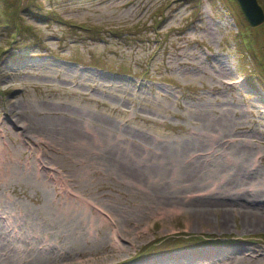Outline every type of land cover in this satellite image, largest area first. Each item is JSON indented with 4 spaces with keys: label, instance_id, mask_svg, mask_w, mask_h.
I'll return each mask as SVG.
<instances>
[{
    "label": "rangeland",
    "instance_id": "obj_1",
    "mask_svg": "<svg viewBox=\"0 0 264 264\" xmlns=\"http://www.w3.org/2000/svg\"><path fill=\"white\" fill-rule=\"evenodd\" d=\"M228 1L19 0L32 36L0 2V264H264V227L203 189L264 190V21ZM194 140L215 164L184 193L147 162Z\"/></svg>",
    "mask_w": 264,
    "mask_h": 264
},
{
    "label": "bare ground",
    "instance_id": "obj_2",
    "mask_svg": "<svg viewBox=\"0 0 264 264\" xmlns=\"http://www.w3.org/2000/svg\"><path fill=\"white\" fill-rule=\"evenodd\" d=\"M85 97V96H84ZM88 118V117H87ZM86 118V119H87ZM93 120V119H92ZM212 122V121H211ZM205 124V123H204ZM220 125H222V123H220V124H218L217 126H220ZM204 126V125H203ZM211 127V126H210ZM28 128H30V127H28ZM33 129V128H32ZM36 129V128H35ZM75 131V130H74ZM76 132V131H75ZM233 139V138H232ZM172 143V142H171ZM172 145V144H171ZM169 146H170V144H169ZM174 146V145H173ZM178 146V145H177ZM176 146V147H177ZM181 146V147H180ZM202 146V145H201ZM201 146H199L198 145V143H197V140H194V141H192V142H188V146H182L181 144H179V148H180V150H179V152L181 153V152H183L184 154H183V158L181 159V161H179V158L177 159V160H170V161H168V160H166L165 159V157L166 156H164L163 157V155H162V153L161 152H156L155 151V153L153 152V155H154V157H152V160H150V158H148V162H147V165L148 166H151V165H156V166H158V165H162L164 168L165 167H168L169 169L168 170H170V168H171V170L169 171V175L168 176H170V175H172V176H170V178L174 181V182H176L177 183V188H179V190L181 191V189H182V187H184V189H182V191L184 190V193H186V192H190V191H186V190H188V189H186L185 190V188L186 187H190V186H198V185H200V188H201V186H203V180H202V175H204V172H203V170L204 169H207V172L206 173H209V166H212L213 164H215V163H212V164H209L210 163V160H211V158L213 157V154H212V157L211 158H208L207 156L209 155V154H205V152H204V154H202L201 152V157H199L198 155H196V153L198 152H194V151H196V150H198ZM233 146V145H232ZM174 148V147H173ZM155 149H156V147H155ZM176 149V148H175ZM174 149V150H175ZM173 150V149H172ZM160 151H161V149H160ZM168 152V151H167ZM241 153L240 155H242L243 153L241 152V150H237V153ZM173 153V152H172ZM171 153V154H172ZM175 154V153H174ZM182 154V153H181ZM197 154H199V152L197 153ZM245 154V153H244ZM248 153H246V155H247ZM168 155V154H167ZM258 155V154H257ZM169 156V155H168ZM174 156V155H173ZM176 156V155H175ZM174 156V157H175ZM177 156H179V155H177ZM181 156V155H180ZM179 156V157H180ZM241 157V156H240ZM166 158H168V157H166ZM181 158V157H180ZM160 159H161V161H160ZM250 159V158H249ZM159 160V161H158ZM152 161V162H151ZM252 161V160H251ZM149 162H151L150 163V165L148 164ZM204 163L206 164V163H208V164H206V165H204ZM230 163V162H229ZM254 163V162H253ZM233 164H234V162H233ZM241 165V164H240ZM161 166V167H162ZM235 166H236V164H235ZM257 166V165H256ZM153 167V166H152ZM241 167V166H240ZM250 168H251V171H253V169H256V167L254 168L253 167V165H252V163H251V165H250ZM156 169H158V168H156ZM160 169V168H159ZM161 170L163 171V169L161 168ZM183 170H188V174H186V175H183V176H181V174H183L182 173V171ZM160 172V174L162 173L163 175H164V173L163 172ZM165 172V171H164ZM165 175H167V174H165ZM153 176V175H152ZM152 176H151V178H152ZM157 177V176H156ZM163 177V176H162ZM165 177V176H164ZM167 177V176H166ZM237 178H239V176H236V175H229V174H225V178H223V180L222 181H215V182H213V183H209V185H206V188H203V189H205V191H204V194L205 195H216V194H218V190L219 191H223V190H227V194H228V199H226L225 201H224V204H227V206H228V208H229V211H227V212H231V213H233L234 214V212L232 211V210H236L237 212H236V214H238L239 215V217L241 218V220H242V224H244V225H247V227H249L250 226V228L251 227H253L254 229H256V228H263L264 227V199H263V201H260V202H258V201H256V200H259L260 198H258L257 196H255V192H261L262 193V195L264 196V190H262L261 189V191L259 190H256L257 188H259L258 186H254V189L252 188L251 190H249V191H247V187L249 186V184L250 185H253V183H251V182H247V180H245V177H243L242 178V176L240 177V182H239V184L238 185H233L234 183H235V181H236V179ZM53 179V178H52ZM55 179V178H54ZM154 179V178H153ZM156 179V178H155ZM158 179V178H157ZM168 179V178H167ZM159 180H160V178H159ZM162 180V179H161ZM160 180V181H161ZM169 180V179H168ZM251 180H253V178H251ZM59 181V180H58ZM68 181V180H67ZM171 181V180H170ZM61 182V181H60ZM163 182V181H162ZM168 182V181H167ZM164 183V182H163ZM166 183V182H165ZM164 183V184H165ZM246 183H249L247 186H246V188H245V184ZM162 184V183H161ZM64 185V184H63ZM257 185V184H256ZM260 185H261V183H260ZM60 186H61V184H60ZM68 186V185H67ZM233 186V187H232ZM191 187V188H192ZM250 188V187H249ZM193 189V188H192ZM68 190V189H67ZM66 190V191H67ZM179 190H177V189H172V190H170V191H167L166 192V194H165V196H166V199L167 200H171V201H174L173 199H181V197L180 196H178L179 194H178V191ZM63 191H64V189H63ZM186 191V192H185ZM200 191H203V190H200ZM200 191H195L196 193L197 192H200ZM230 191H232L233 193V197H231V193H230ZM183 193V194H184ZM190 193H192V192H190ZM189 195V194H188ZM250 196L252 199L250 200V199H246V197L245 196ZM181 196H182V194H181ZM192 196V195H191ZM255 196V197H254ZM194 197V196H193ZM189 198V197H188ZM195 198V197H194ZM193 199V198H192ZM182 200V199H181ZM169 202V201H168ZM175 202V201H174ZM250 203H254V204H250ZM210 207L212 208V206L209 204V203H207V202H205L204 204H200V205H196L195 207H194V209H193V212L195 211V213H199V214H202V215H204L205 213H207L206 211H208V210H210ZM204 209V210H203ZM226 212H224V214H225ZM10 214V213H9ZM223 214V215H224ZM243 214V215H242ZM6 219V218H5ZM7 220V219H6ZM10 221V220H9ZM226 221V216L224 215L223 217H222V222H221V225L222 226H225V222ZM8 222V221H7ZM11 223V222H10ZM9 224V223H8ZM7 225V224H6ZM9 226H11V224L10 225H8V227ZM1 227V226H0ZM12 227V226H11ZM4 228H7V227H4ZM10 228V227H9ZM9 228H7V229H9ZM15 228V227H14ZM252 228V229H253ZM12 229H13V227H12ZM3 230V229H2ZM14 230V229H13ZM13 230H11L12 232H13ZM7 231V230H6ZM0 234H1V232H0ZM2 234H4V233H2ZM23 237V236H22ZM21 238V237H20ZM24 239H26V238H24ZM29 239V238H28ZM5 241V240H4ZM16 241V240H15ZM20 241V240H19ZM18 241V242H19ZM27 241V240H26ZM32 241V240H31ZM119 241H120V239H119ZM6 242V241H5ZM29 242V241H28ZM2 243V242H1ZM121 243V242H120ZM119 243V244H120ZM2 245V244H1ZM9 246V245H8ZM11 246V245H10ZM3 247V246H2ZM1 246H0V249H1V251L4 249V248H2ZM6 247V246H5ZM116 247V246H115ZM8 248V247H7ZM7 248H5V249H7ZM16 248H17V246H16ZM14 249V248H13ZM12 250V249H11ZM43 250H44V248H43ZM42 250V251H43ZM1 251H0V255H1ZM246 251V250H245ZM6 252V251H5ZM11 252H13V251H11ZM15 252V251H14ZM9 253V252H8ZM44 253V252H43ZM246 253V252H245ZM253 253H254V251L253 250H251V251H248L246 254H244V252H241L240 253V255H242V257L240 256H237V257H233L232 258V260H234V261H237V260H239V261H241V260H243V259H253V258H255V256L253 255ZM12 253H10V255H11ZM45 254V253H44ZM37 255V254H36ZM40 255H42V254H40ZM258 255V254H257ZM13 256H15V255H13ZM4 257V256H3ZM24 257V256H23ZM37 257V256H36ZM39 257V256H38ZM26 258V257H25ZM29 258V257H28ZM241 260H240V259ZM2 259H4V258H2ZM38 259V258H37ZM40 259V258H39ZM38 259V260H39ZM43 259V258H42ZM45 259V258H44ZM44 261V260H43ZM28 262V261H27ZM31 262H33V260L31 261ZM39 262V261H38ZM30 264V263H29ZM33 264V263H32ZM234 264V263H233Z\"/></svg>",
    "mask_w": 264,
    "mask_h": 264
},
{
    "label": "trees",
    "instance_id": "obj_3",
    "mask_svg": "<svg viewBox=\"0 0 264 264\" xmlns=\"http://www.w3.org/2000/svg\"><path fill=\"white\" fill-rule=\"evenodd\" d=\"M229 1L234 2V0H229ZM0 2L3 3L1 13H2L3 19L5 20V21H3V24H4V27L2 28L3 31L6 34L9 33L11 35H12V33H15L14 36H18V35H21V36L22 35H27V36L31 35L32 36V33L30 31L31 30L30 27L28 25H26L23 22V20H21V17L19 16V12H17L18 10H16L17 8L15 6L19 3V0H0ZM235 3H236V1H235ZM236 5H237V3H236ZM21 10L28 11V8L26 6H23ZM237 14H240V11H239V13L237 12ZM237 14L235 13V15H237ZM240 18L243 20L241 14H240ZM244 48L247 49L248 47L244 46ZM239 49H238V47H236L235 52H238ZM238 54H239V52H238ZM262 71L263 72L260 74L255 73L254 79H255V81H257L260 84L261 88L264 89V70H262ZM248 77H250L249 74H248ZM195 239H196V237H195ZM190 240H192V239H190Z\"/></svg>",
    "mask_w": 264,
    "mask_h": 264
},
{
    "label": "water",
    "instance_id": "obj_4",
    "mask_svg": "<svg viewBox=\"0 0 264 264\" xmlns=\"http://www.w3.org/2000/svg\"><path fill=\"white\" fill-rule=\"evenodd\" d=\"M237 3L238 10L241 12L244 21L250 27H256L264 20L263 10L257 3V0H234Z\"/></svg>",
    "mask_w": 264,
    "mask_h": 264
}]
</instances>
